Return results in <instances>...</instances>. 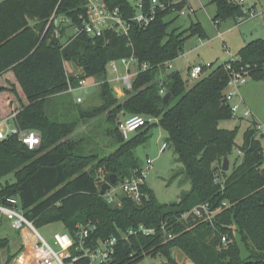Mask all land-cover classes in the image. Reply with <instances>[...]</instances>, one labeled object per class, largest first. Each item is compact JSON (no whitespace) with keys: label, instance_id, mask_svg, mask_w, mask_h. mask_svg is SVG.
Listing matches in <instances>:
<instances>
[{"label":"trees","instance_id":"trees-1","mask_svg":"<svg viewBox=\"0 0 264 264\" xmlns=\"http://www.w3.org/2000/svg\"><path fill=\"white\" fill-rule=\"evenodd\" d=\"M106 1L127 19L137 14L131 0ZM158 2L163 7L152 9V0H141L145 14L154 12L147 27L132 22L129 36L107 30L102 37L93 38L74 33L76 27H82L86 0H0V77L13 78L11 86H0L2 118L17 113L20 130L41 135L35 150L24 145L18 134L0 140V178L11 174L15 178L0 189V204L17 198L36 228L61 221L63 232L72 236L80 225L97 224L92 235L95 243L118 239L116 253L106 264H140L148 257L178 264L176 250L195 264H264L262 138L253 124L245 131L243 144L237 146V130L220 127L233 118L224 101L233 73L245 71L249 80L264 83V39L248 43L236 59L211 64L210 73L188 87V81L179 72L168 71L166 65L179 58L190 38L204 40L206 32L198 22L187 29L174 26L188 0ZM210 3L217 6L214 22L218 26L247 16L244 7L233 0ZM68 30L73 33L69 35ZM132 56L140 66L148 67H140L132 89H126L125 97L118 99L107 81L108 65ZM66 63L78 66L82 74L70 76ZM94 78L105 81L102 105L76 109L69 103V89H77L80 80ZM162 89L171 94L169 102L164 101ZM105 113L113 126L106 129V136L115 150L107 156L85 154L83 143L69 137L81 121ZM120 115L156 119L155 125L168 133L167 142L190 183L179 201L160 203L146 184L142 187L146 197L140 204L122 192L116 195L121 205L100 195L104 184H100L101 174L106 182L116 175L113 187H118L142 169L135 150L149 139L150 122L135 138L126 140L119 130ZM236 147L242 157L227 174L222 170L223 162ZM217 177L223 186L215 182ZM224 202L228 206L211 221L191 214L199 205L209 204L217 210ZM141 227L154 233L144 234ZM131 230L136 234L130 235ZM27 237L28 232L22 238L24 244ZM8 245L7 238H0V251Z\"/></svg>","mask_w":264,"mask_h":264},{"label":"rangeland","instance_id":"rangeland-1","mask_svg":"<svg viewBox=\"0 0 264 264\" xmlns=\"http://www.w3.org/2000/svg\"><path fill=\"white\" fill-rule=\"evenodd\" d=\"M244 7L247 16L245 19L227 20L222 22L219 26L214 22L217 14V6L211 4V0H188L186 9L189 11L185 16H180L174 23L175 27L182 29L189 28L193 23H200L207 35V38L202 40L197 37L190 38L184 47V52L178 59L172 62L173 69L170 72L176 71L181 74L184 80L188 81V87H191L196 81L189 78L190 66L201 65L206 67L204 76L211 71L209 66L214 64L226 63L236 59L239 51L253 40L264 39V0H233ZM136 6V11L140 13L137 7L141 0H131ZM61 21H57L60 23ZM67 23H65L66 25ZM73 33V30H68V34ZM66 71L70 76H80L82 70L73 63H66ZM123 66L120 65V72L118 74L112 73L108 70L107 81L112 89L115 97L122 99L125 97L126 89L115 78L118 75H124ZM12 76L5 75L0 77V86H11ZM101 79H92L89 81L90 86L85 89L83 94L77 90L70 93V102L73 103L76 109H93L102 105L103 100L101 96V87L103 84ZM240 96L245 100L246 106L250 109L252 116L239 119L244 113L245 105H243L240 115H233L229 121L221 123L220 127L230 130H237L236 143L241 146L244 142V133L250 125L261 124L264 126V83L249 80L247 85L240 88ZM81 97V98H80ZM82 99V101H79ZM16 104L18 101L15 100ZM176 100L172 102V105ZM2 99L0 97V121L5 116ZM53 106V104H52ZM6 110H8L6 108ZM127 116L120 115L118 117L119 123ZM107 113L104 115L81 121L74 133L69 138L83 143L82 151L85 154L96 153L100 156H107L115 150L113 142L106 136V129L113 126L107 122ZM156 119L150 121L149 139L143 145H140L135 150V156L145 172V181L148 188L154 193L156 199L163 204H171L179 201L180 196L190 189V183L183 174V166L177 161V156L173 147L167 142L168 133L160 126L155 125ZM140 132L137 131L130 135V139L135 138ZM264 145V139H262ZM164 144L168 147L162 151ZM241 152L236 147L230 155V170L227 174H231L234 167L240 162ZM147 159L153 161V166L148 169L146 166ZM104 177L103 174H101ZM14 176L8 175L0 178V189L7 182L13 183ZM116 191H111V194L118 195L121 193L117 187ZM64 223L61 221L48 224L43 227H37L39 234L50 244L53 243V236L56 233L64 231ZM28 232V239L26 244L23 243L22 238H25V233ZM0 238H7L9 245L7 248L0 251V264H35L34 251L35 246L34 237L27 229L17 231L11 225V222L6 217L0 216ZM174 256L178 264H195L182 252L174 251ZM165 263L162 257L146 258L140 264H157Z\"/></svg>","mask_w":264,"mask_h":264},{"label":"built area","instance_id":"built-area-1","mask_svg":"<svg viewBox=\"0 0 264 264\" xmlns=\"http://www.w3.org/2000/svg\"><path fill=\"white\" fill-rule=\"evenodd\" d=\"M156 6L163 7L159 4L158 0H152V9ZM137 7L140 9V13L137 12L135 17L127 19L123 17L119 8H110L106 0H86V16L82 19V27H76L74 33L83 32L93 38H99L102 37L107 30H111L119 36H129L132 22L137 23L141 27H147L153 20L154 12H152L151 16L145 14L141 2ZM187 13H189V11L184 8L179 14L180 16H185ZM172 62L166 65L168 71L174 68ZM120 65L123 66L125 74L118 75L115 80L119 81L121 85L128 90L132 89V82L137 76L140 67L142 70L148 67L146 64L140 66L138 60L132 56L118 61H111L108 65V70L118 74L120 72ZM205 72L206 67L204 66H190L189 78L192 81H198L204 77ZM248 82V72L233 73L224 91V101L230 106L233 115H240L242 111L243 100L239 92L240 88ZM89 87L93 86H90L88 80H80L79 87L77 89L70 88L68 92L74 93L79 90L84 94L85 89ZM160 93L165 96V89H162ZM79 101H82V99H79ZM243 110L244 113L241 114L240 118L245 119L252 116L248 108H244ZM16 115L17 113H12L0 121V140L8 138L9 135L18 134L20 141L30 150L37 149L41 144L40 133L34 130H20L16 124ZM150 121L151 120H147V118L142 115H133L123 119L119 123V130L123 137L128 140L131 134L146 126ZM255 129L258 136L264 139V126L256 124ZM167 147L168 145L164 144L162 151ZM146 166L148 169H151L153 161L147 159ZM215 182L223 186L220 178L217 177ZM102 183L105 184L107 182L105 181V177L100 176V184ZM145 184V172L141 169L136 171V176L125 179L117 189L135 203L140 204L146 197L145 192L142 190ZM115 188L116 187H112L111 190L116 191ZM105 197L109 203L121 205L116 194H111V191H108ZM227 206V202H224L220 208L212 210L209 204H202L195 207L191 214L197 218L211 221L215 215ZM0 216L6 217L11 222L12 227L17 231L21 232L27 229L31 232L35 243L33 248L35 264H78V262L83 260H87L86 264H106L113 259L116 253V245L118 242L116 237L98 241L97 243L92 240V235L97 230V224L95 223L78 226L74 236L66 232L56 233L53 236L54 245L50 244L39 234L33 223L26 218L20 208V201L17 198H8L5 204H0ZM140 231L144 234L154 233L153 230L145 229L144 227H141ZM129 234H136V231L131 230ZM222 242L226 243V237L222 238Z\"/></svg>","mask_w":264,"mask_h":264},{"label":"water","instance_id":"water-1","mask_svg":"<svg viewBox=\"0 0 264 264\" xmlns=\"http://www.w3.org/2000/svg\"><path fill=\"white\" fill-rule=\"evenodd\" d=\"M212 1V0H211ZM171 99V94L170 93H167L165 96H164V101L165 102H169ZM224 172L228 173L229 170H230V160L228 157H226L224 159V162H223V169H222ZM116 181H117V176L116 175H112L110 177V182H107L105 184H103L102 188H101V192H100V195L101 196H105L107 194L108 191L111 190V188L113 187V185L116 184Z\"/></svg>","mask_w":264,"mask_h":264},{"label":"crops","instance_id":"crops-1","mask_svg":"<svg viewBox=\"0 0 264 264\" xmlns=\"http://www.w3.org/2000/svg\"><path fill=\"white\" fill-rule=\"evenodd\" d=\"M247 85V84H246ZM241 97V96H240ZM241 99L243 100V105H245V107H247L248 108V106H246V102H245V100L241 97ZM250 110V109H249ZM239 119H242V118H240L239 117Z\"/></svg>","mask_w":264,"mask_h":264}]
</instances>
